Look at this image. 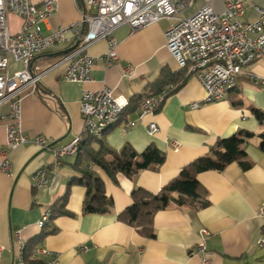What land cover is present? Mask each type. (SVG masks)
I'll return each mask as SVG.
<instances>
[{"label":"crops","instance_id":"obj_1","mask_svg":"<svg viewBox=\"0 0 264 264\" xmlns=\"http://www.w3.org/2000/svg\"><path fill=\"white\" fill-rule=\"evenodd\" d=\"M57 2L58 10L45 26V34L81 18L85 0ZM244 2L246 11L241 21L257 20L255 7L264 8V0ZM201 4L199 1L183 15L189 16ZM214 8L223 13L225 0H214ZM20 23L17 17H11L13 31L19 29ZM172 24L173 21L162 20L135 33L128 26L120 27L114 33L119 43L118 61L110 67L98 62L91 83L65 81L63 66L50 70L75 44L59 45L36 59V73L43 76L34 93L31 87L20 92L22 129L31 140L38 136L51 139L53 148H60L82 134L84 121L80 104L86 90H101L106 85L114 95L127 97L132 105L135 97L153 93L149 86L163 69L179 73V83L184 81V84L157 111L143 119H139L141 105L133 111L127 109L115 127L97 138L104 139L116 152L130 146L142 153L153 145L166 155L158 171L144 170L133 179L120 174L114 181L99 167H91L104 181L106 193L113 201L110 213L85 214L86 188L74 184L65 207L68 214L54 217L40 229L38 222L43 215L65 196L70 180L80 176L75 168L77 155L63 160L51 186L35 188L33 175L52 165V150L29 143L13 152L12 176L0 173V247L3 248L0 264H12L19 257L13 239L15 231H20L26 242L38 239L43 231L48 232L37 245L54 253L58 264H203L202 256L196 253L202 229L211 234L207 243L211 264L264 262L261 255L264 247L259 245L264 237V215L261 214L264 152L259 148L264 122L259 123L252 112L253 108L264 112V57H257L243 69L236 77L234 89L223 100L192 109L193 103H203L205 91L195 77L181 70L166 48V33ZM107 48V42L102 40L90 47L88 53L101 57ZM129 67L133 70L124 77ZM20 69L19 63L11 64L12 72ZM8 112L9 105L5 104L0 115ZM150 123H156L159 128L153 135L148 131ZM240 131L254 133L244 147L243 162L248 166L233 163L223 172L199 175L198 180L209 193L207 207L194 210L171 202L156 214L152 238L118 220V215L132 204L133 189L140 187L159 193L185 166L209 154L217 139L229 138ZM94 147L98 149L99 145ZM6 148L5 123L0 121V163Z\"/></svg>","mask_w":264,"mask_h":264},{"label":"built area","instance_id":"obj_2","mask_svg":"<svg viewBox=\"0 0 264 264\" xmlns=\"http://www.w3.org/2000/svg\"><path fill=\"white\" fill-rule=\"evenodd\" d=\"M199 1L202 4L192 14L183 15ZM57 10V0L41 3L0 0V109L9 105V112L0 115V121L5 123L7 147L0 173L12 176L11 155L23 145L33 143L42 149H50L54 161L33 175L35 188L51 186L63 160L77 155L87 138H100L116 126L130 107L127 97L114 95L106 85L101 90H86L80 104L84 125L79 137L60 148H53V141L43 136L29 139L22 129V98L19 95L26 87H31L32 93L37 90L43 73H36L38 68L34 63L41 55L59 45L75 44L50 70L63 66L65 81L91 83L98 62L110 67L118 61L119 43L114 33L120 27L128 26L135 33L162 20L173 21L166 33V48L178 66L188 76L195 77L205 91L203 103H193L192 109L223 100L234 89L236 77L243 69L257 57H264V8L255 7L257 20L241 21L246 11L244 0H225L223 13L215 10L214 0H85L78 22L59 26L45 34L44 28ZM12 16L21 21L17 31L12 29ZM102 40L107 42V52L101 57L91 56L88 49ZM13 62L19 63L21 69L12 72ZM132 70V67L127 68L124 77ZM256 80L260 81L259 78ZM176 89V85H170L158 95L146 98L140 106L139 119L157 111ZM148 131L153 135L159 128L156 123H150ZM261 214L264 215V207ZM50 216L48 210L38 222L40 229L49 223ZM210 235L207 229L199 233L196 253L202 256L203 264L212 263L207 248ZM13 239L19 257L12 264H28V242L23 240L20 231L13 232ZM259 245L264 247V237ZM2 253L0 247V260ZM57 258L44 246L37 245L29 260L32 264H58Z\"/></svg>","mask_w":264,"mask_h":264},{"label":"trees","instance_id":"obj_3","mask_svg":"<svg viewBox=\"0 0 264 264\" xmlns=\"http://www.w3.org/2000/svg\"><path fill=\"white\" fill-rule=\"evenodd\" d=\"M185 71L184 69H181ZM186 73V71H185ZM179 73H173L163 69L160 76L150 84L153 93L139 95L131 101L129 111L138 108L142 102L150 96L158 95L170 85L177 88L184 84L179 83ZM252 112L259 123L264 122V112L253 108ZM115 127V126H114ZM113 128V127H112ZM111 128V129H112ZM254 137V133L240 131L225 139H217L209 154L202 156L185 166L181 172L165 185L157 194L143 188H135L131 192L132 204L118 215V220L138 230L147 238L154 234V218L156 214L168 207L171 202L179 206H188L194 210H200L209 205L207 189L198 180L199 175L209 172H223L229 165L240 163L248 166L243 160L246 158L245 145ZM259 148L264 152V135ZM95 144L99 147L96 149ZM166 155L158 148L151 145L144 152L137 153L132 147L126 146L121 152L111 149L104 139L89 137L80 145L77 153L75 168L80 173L79 177H73L67 187L65 196L55 204L51 210L50 220L62 214H68L65 210L69 190L72 185L78 184L86 188V199L83 211L85 214H107L112 211L113 201L106 193V186L102 178L91 167H99L112 180L117 181V176L122 174L133 179L144 170L158 171L164 164ZM48 232L43 231L38 239L28 242L26 260H29L37 241L44 238Z\"/></svg>","mask_w":264,"mask_h":264},{"label":"rangeland","instance_id":"obj_4","mask_svg":"<svg viewBox=\"0 0 264 264\" xmlns=\"http://www.w3.org/2000/svg\"><path fill=\"white\" fill-rule=\"evenodd\" d=\"M189 11L186 13V15H189ZM261 255H262V258L264 259V249L263 250H261ZM262 264H264V262H262Z\"/></svg>","mask_w":264,"mask_h":264}]
</instances>
